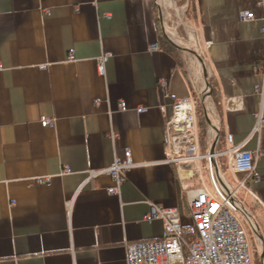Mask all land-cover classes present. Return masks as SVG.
Returning a JSON list of instances; mask_svg holds the SVG:
<instances>
[{"label": "crops", "instance_id": "crops-1", "mask_svg": "<svg viewBox=\"0 0 264 264\" xmlns=\"http://www.w3.org/2000/svg\"><path fill=\"white\" fill-rule=\"evenodd\" d=\"M162 14L161 0H0V264H126L128 245L161 239L164 224L143 219L150 208L183 216L187 193L206 191V161L168 162L164 124L180 99L195 104L198 139L203 102L199 152H224L216 177L252 209L264 240V127L254 131L264 0H194L192 18L173 27L179 45ZM232 147L255 156L257 180L233 171ZM124 150L139 167L108 195L102 172Z\"/></svg>", "mask_w": 264, "mask_h": 264}, {"label": "built area", "instance_id": "built-area-1", "mask_svg": "<svg viewBox=\"0 0 264 264\" xmlns=\"http://www.w3.org/2000/svg\"><path fill=\"white\" fill-rule=\"evenodd\" d=\"M252 18L253 14L245 16L248 20ZM108 59V55H103L97 60L96 67L101 76ZM262 74L263 83L254 87V93L260 98V108L254 115L255 132L264 127V71ZM209 92L207 87L202 91L203 94ZM119 109L126 111L123 103L119 104ZM144 111V108L136 110L137 113ZM195 111V104L190 99H180L174 103L171 116L164 124L166 145L170 152L168 162L189 164L206 161L213 194L203 189L188 192L187 210L183 216L177 209L152 206L143 219L148 223L162 222L164 235L159 240L128 245L126 264H252L246 231L239 217L240 212H245L237 200V190L224 189L215 174V160L223 156L224 152L200 154ZM207 120L210 130L218 137V121L210 115ZM40 125L42 128L52 127L53 120L41 118ZM227 142L232 144L231 136H227ZM229 153L232 154L234 172L257 180L255 156L251 152L232 147ZM136 167L139 166L133 162L129 150H124L122 158L114 157L110 167L102 172L111 182L107 194L118 195L125 174ZM69 172L66 168L63 174ZM93 176L91 174L88 178ZM182 218H187L188 223L185 224Z\"/></svg>", "mask_w": 264, "mask_h": 264}, {"label": "rangeland", "instance_id": "rangeland-1", "mask_svg": "<svg viewBox=\"0 0 264 264\" xmlns=\"http://www.w3.org/2000/svg\"><path fill=\"white\" fill-rule=\"evenodd\" d=\"M174 3L176 4L175 0H161V12L163 13L162 20L164 29L162 31L167 35L168 39L179 45V43H177V39L174 36L175 32L173 27H176L180 23L184 24L186 8L185 6L176 8ZM199 180L204 184L206 191L210 194H213L207 175L201 173L199 175ZM239 217L242 219L244 229L246 231L252 264H264L262 244L259 238L256 236V229H254L253 222L245 213L240 212Z\"/></svg>", "mask_w": 264, "mask_h": 264}, {"label": "trees", "instance_id": "trees-1", "mask_svg": "<svg viewBox=\"0 0 264 264\" xmlns=\"http://www.w3.org/2000/svg\"><path fill=\"white\" fill-rule=\"evenodd\" d=\"M176 4L178 6H185L186 10V17H185V22H188L193 16V12H194V0H175ZM158 45L164 49L165 51L168 52H172L174 55H176L179 52V49L176 48L175 46L171 45L164 36L158 37ZM208 85L210 86L211 89V97H213L215 95L213 87L211 86V84L209 83V81L207 82ZM197 114L199 116V127H200V131H199V140H200V144L201 146H206V127H207V121L205 118V114H204V106H203V102H201L200 100H198V107H197ZM240 205L242 206L244 212L247 214H249V217L251 219V221L253 222V225L256 229V236L259 238V240H262V249L264 251V240H263V236L261 234V227L259 224V221L257 219V216L255 215V213H253L252 209L248 208L247 206H245L244 204H242V202H240ZM247 214V215H248Z\"/></svg>", "mask_w": 264, "mask_h": 264}, {"label": "water", "instance_id": "water-1", "mask_svg": "<svg viewBox=\"0 0 264 264\" xmlns=\"http://www.w3.org/2000/svg\"><path fill=\"white\" fill-rule=\"evenodd\" d=\"M210 153H214V145H213V147L211 148Z\"/></svg>", "mask_w": 264, "mask_h": 264}]
</instances>
